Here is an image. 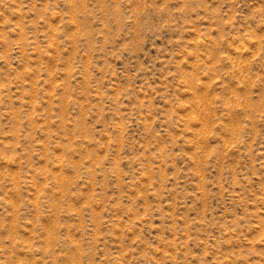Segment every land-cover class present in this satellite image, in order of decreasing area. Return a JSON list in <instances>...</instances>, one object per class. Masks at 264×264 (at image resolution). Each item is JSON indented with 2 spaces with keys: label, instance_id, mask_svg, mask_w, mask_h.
Listing matches in <instances>:
<instances>
[{
  "label": "rangeland",
  "instance_id": "rangeland-1",
  "mask_svg": "<svg viewBox=\"0 0 264 264\" xmlns=\"http://www.w3.org/2000/svg\"><path fill=\"white\" fill-rule=\"evenodd\" d=\"M0 264H264V0H0Z\"/></svg>",
  "mask_w": 264,
  "mask_h": 264
}]
</instances>
